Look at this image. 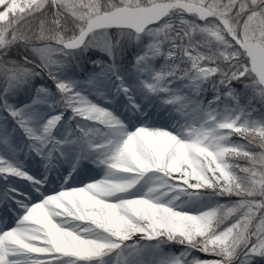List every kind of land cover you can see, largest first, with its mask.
<instances>
[{
  "label": "snow or ice",
  "instance_id": "6c2138e0",
  "mask_svg": "<svg viewBox=\"0 0 264 264\" xmlns=\"http://www.w3.org/2000/svg\"><path fill=\"white\" fill-rule=\"evenodd\" d=\"M0 264H264V0H0Z\"/></svg>",
  "mask_w": 264,
  "mask_h": 264
}]
</instances>
